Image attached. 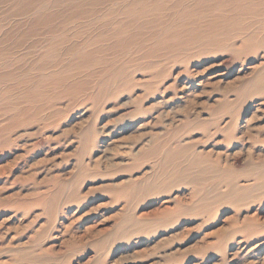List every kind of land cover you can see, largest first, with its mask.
<instances>
[{"label":"rangeland","instance_id":"obj_1","mask_svg":"<svg viewBox=\"0 0 264 264\" xmlns=\"http://www.w3.org/2000/svg\"><path fill=\"white\" fill-rule=\"evenodd\" d=\"M27 1L0 0V264H264V94L244 93L264 69V50L215 44L203 54L167 57L154 74L145 73L131 62L151 46L149 41L141 47L143 38L165 32L157 25L167 23L164 9L148 13L159 20L140 29L148 19L135 10L143 6L123 3L140 0L85 5L78 16L73 3L90 0H47L44 10L16 17ZM145 1L165 8L197 0ZM46 10L59 12L51 27L64 30L22 40L33 18ZM135 14L134 29L125 30ZM89 52L95 63L82 61ZM122 64L127 73L117 77L115 68ZM65 78L66 85L51 87V80ZM79 79L84 88L64 92ZM109 79L114 95L96 100L98 83ZM45 80L50 85L37 95L40 102L27 105L23 95ZM165 149L181 166L202 153L220 164L218 175H235L238 185L254 190L231 204L218 200L231 188L218 186V175L207 181L209 193L201 185L197 194L191 185H168ZM44 191L48 199L59 192L53 210L48 203L31 205ZM177 198L183 207L170 217ZM206 204L213 207L203 209ZM139 214L145 216L133 222Z\"/></svg>","mask_w":264,"mask_h":264},{"label":"bare ground","instance_id":"obj_2","mask_svg":"<svg viewBox=\"0 0 264 264\" xmlns=\"http://www.w3.org/2000/svg\"><path fill=\"white\" fill-rule=\"evenodd\" d=\"M64 1H66L67 4H68V0H64ZM55 2H59V1L58 0H55ZM105 2H106V0H90L87 4H83L82 3L83 4L82 5V4L77 3V1H76V3H73V8H75V10L77 11L78 14H76V16H78L79 14H81L83 12V10H85L84 9V6L85 5H87V6L88 5H97L98 6L100 4L103 5ZM107 2H108L107 5H110V6H113V2L120 3L119 0H107ZM46 3H47V0H28L22 6V8H21V12L22 13L16 15V17L22 16L23 14H27V15L30 14L28 16L26 15L27 17H30L33 13H35L37 11V9L39 10V8H40V9H43L44 10V7L47 8L46 7ZM123 3H125L126 7H131V8H133V6H134V8H136L137 7V4H141V6H143V9L135 10L137 14L143 15L144 17H146L148 19L145 25L144 24H141V28L140 29H142V28L145 29V27L147 28L148 25H152V22L151 21L156 22V21L159 20V19H157L155 17L154 14L151 15V17H150L148 15V13H150V12H152L154 10H157V11L158 10H162L163 11V9H164L165 12L168 13L167 16H164L167 19V23L161 22V23H158L157 24V25H160V26L165 27V32L163 34H153V35H151V36H149L147 38H143L140 41V44L141 43L147 44V42L151 41V43H150L151 46H148L147 45L145 48L140 49L139 52H138L137 59H135V60H133L131 62L133 64L140 65L142 71H144L145 73L154 74L153 71L157 70V68H159L160 66H162L159 62H161L163 59H165L167 57L173 56V55H175L177 53L179 55L180 52H183V51H184V56L187 57V58L191 55L190 54L191 52L203 54V53H206L208 51L214 50L215 49V47H214L215 44H217V46H219L220 48H227V49H230L231 51L238 50V47L247 48V49H251V50H258V49H263L264 50V0H206V1H203V0H199L198 1L197 0L196 2L193 1V3H191L189 5L186 4L187 1H180V2H176V3L170 4V5H168L165 8L162 7V5L159 8H157L156 6L149 4L145 0H140L139 3L138 2L126 3V1H124ZM49 4H51V3H49ZM49 4H47V5H49ZM52 6H54V5H52ZM48 9H49V7H48ZM131 11H132V9H131ZM106 12H107V10H106ZM129 12H130V10L127 11V12H123V14H125V16H126ZM58 13L59 12H57V10L55 12L52 11V10L50 12L46 10L45 13H41L42 15L41 14L36 15L37 18H33L34 20H32V22L30 23V25L24 31V35L26 37H24V35H23L22 40L25 39V41H26L27 39H30L31 37H33L35 35L36 36H41V33L42 32L44 33V35H48L49 33H52V32H59V30H61V29L64 30V28H61V26L60 27L59 26L58 27H55V26L51 27L55 22H57L56 20H58L57 18L60 16V15H58ZM60 13H63V12H60ZM171 13H173L172 16H171ZM139 15H136L135 14L133 16V18L131 20H129L124 25L125 30L134 29V26L136 25L135 24L136 23L135 17H138ZM60 21H61V19H60ZM66 23H67V21H66ZM55 24H57V23H55ZM64 24H65V22H64ZM64 24H61V25H64ZM9 25H11V24H9ZM43 28H45V31H43ZM135 28L138 29L139 27H135ZM166 28H167V31H166ZM89 36H87V37H89ZM119 36L120 35H117L114 38L116 39ZM92 37H95V36L93 35ZM99 37H97V39ZM100 38H102V37H100ZM133 38L130 39L129 41L132 42ZM90 39H92V38H90ZM238 40H240L239 43H238ZM122 44H129V43L123 42ZM21 45H23V44H21ZM13 47H14V45H13ZM141 47H144V46H142V44H141ZM146 48H148V50L145 53H143V51ZM23 49H21V50H23ZM77 50H78V48H77ZM99 50L100 49H98L97 51H99ZM9 51L10 50H8L7 53L10 54ZM12 51L13 50H11V52ZM16 51H18V50H16ZM40 51H42V50H40ZM26 53H28V52H26ZM43 56H45V55L43 54ZM45 57H48V56H45ZM81 59H82V61H86L87 63L94 62L93 61V59H94L93 52H89V53L83 54L82 57H81ZM5 60H8V59H5ZM43 61L44 60H41L40 62H43ZM5 65H7V64H5ZM263 66H264V64H263ZM55 67H57V65ZM12 68H14V67H11V69ZM64 69H65V67H64ZM126 69H127L126 68V64H122V67H116L115 68V75L117 77L120 76V75H126V73H127ZM54 71H56V70H54ZM6 72H7V70H6ZM35 72H36V70H35ZM258 72H259L258 74L256 72V75L253 78H251L248 81V83L246 84V86H245V90L246 91L244 93L246 95H248V96L249 95L252 96V95H256V94H260V95L261 94H264V69L263 70H259ZM12 73L15 74L14 72H12ZM157 73L161 74V72H157ZM11 74H9L10 76H8L7 78H9V77L11 78ZM99 74L101 75V73H99ZM16 75H17V73H16ZM24 75H25V73H24ZM37 75H39V74H37ZM74 76H76V75H74ZM54 77H56V76H54ZM70 77H71V75H70ZM91 77H93V76H91ZM74 78H76V77H74ZM47 79H48V77H47ZM155 79H158L156 77V75L154 76L153 80H155ZM15 80L16 79H14V81ZM48 80H45L46 82H41L40 84L36 85L33 88L34 90L32 89V91L34 93H26V94H24V92H23V94H24V95L22 94L23 95V99L26 100L25 97L28 96L27 97V100H29V101L26 100V104L27 105L28 104L31 105V104L39 103L40 100H39V97L37 95L41 94L42 91H45V88L48 85L51 84V87H52V84H58V83H63V84L66 85L68 83V81H69L68 78L59 79V80H55V81H52L51 80V83L49 84ZM153 80H152V82H153ZM113 82H114V80L110 81V79H109V80L104 81L102 83H101V81H100V83H98L99 84V89H97L96 92L94 93L95 94V97H96V100H98V101L99 100H102L101 96L108 94V92L111 95H114L113 92L110 90V87L111 86L109 87V85H112ZM7 85H9V84L7 83ZM85 85H86V82L79 79L78 81H74L71 85H69L66 88H64V92L65 93L73 94V93H76V92L80 91L82 88L85 87ZM4 86H6V84L3 85V86H1V87H4ZM19 86H20V84H19ZM150 86H151V84H149L148 86H146V88H150ZM7 87H9V86H7ZM24 89H26V88H24ZM18 90H17V92H18ZM59 90H60V88H59ZM59 92H61V91H59ZM9 93H10V90H9ZM19 93H20V91H19ZM47 93H48V91H47ZM55 93L57 94V92H55ZM70 94H68V95H70ZM19 95L21 96V94H19ZM12 96H13V94H12ZM105 97L109 98V96H105ZM105 97H103V100L105 99ZM190 97H192V96H190ZM190 97H188V99ZM15 98L16 97H14L13 100H15ZM2 100H4V99H2ZM190 101H192V100H190ZM49 102H51V101H47V103H49ZM52 103H55V101L52 102ZM94 104H96V103H94ZM17 105H19V104H17ZM27 107H30V106H27ZM136 107H138V105ZM34 109H36V108H34ZM12 110H14V109H12ZM43 110H44V108H43ZM38 111H40V110H38ZM11 112H14V111H11ZM5 113H6V111H5ZM29 113L28 114L25 113L23 116L29 117L28 116ZM11 115H13V114H11ZM30 116H31V114H30ZM34 116L35 115H33V117ZM15 117H12V120L11 121H17V118H15ZM31 118L32 117H30L29 119H31ZM13 125H15V124H11V126H13ZM228 126H229L228 130H229L231 128V123H229ZM218 129H219V127H218ZM89 130H90V132L88 134L90 135V137H93L95 135V130H93L92 128H90ZM181 131H183V130L181 129ZM170 135H171V133H170ZM86 138H87V136H86ZM180 145H182V144H180ZM84 147H85V145H84ZM184 148H186V146H184ZM178 149H179V147H178ZM171 151L172 150H169V149L166 150V156L163 157L164 158L163 159V161H164V167H166L165 168L166 170L164 171L163 174L166 175L165 172H168L169 173V171H170V174H168V177L167 178L165 177L166 178L165 179V183L168 184V185H172V184L175 183L174 185H178L177 187H179L180 185H184V184L191 185L193 187L195 193L198 192L197 189L199 190V188H200L199 186L201 185L202 186V192L205 191V192H208L209 193L211 187H209V189H208V187H207V181H210L214 177L215 178H218L217 175H218V169L220 167V164H218V165L214 164L212 162V158L206 157V156H204V154L201 153V156H197V155H196L197 157L194 156L195 157L194 160L190 161L189 163H186L185 162L187 164L186 166H183V165L181 166V165L178 164V161L174 157V156H177V155L174 154V153H172ZM186 151H187V149H186ZM193 151H194V149H193ZM195 153H197V152L195 151ZM173 154H174V156H173ZM191 157L189 156L190 159H191ZM153 162H154V160H153ZM180 163H181V161H180ZM154 164H155V162H154ZM172 164H174L175 167H172ZM158 167H159V165H157V168ZM218 176L220 177V181L218 183V186H220V184H227L229 187L231 186V188L228 190L227 193L222 194V195L219 196V199L218 200H220V199H223V200L232 199L231 204H239L241 202V200L244 201V199L246 197H248L251 194V192H253V190H254L253 187L252 188H249V186H243L242 187V186L238 185V183L234 180V178H236L235 175H233V177H231V178L229 177V175H225L226 177L225 176H220V175H218ZM152 182H153V180H152ZM151 185L152 184H150V186ZM168 185H166V186H168ZM218 186H217V184H215V189H216V187L218 188ZM55 190H56V188H55ZM42 193H43V195L41 197L37 198V200L33 204H31V205L42 206V205H47V203H48V206L50 205V210H53L54 207H55V205H56V201H57V199L59 197V192H57V194L51 196L49 199H48V196L46 195V191H44ZM64 194H66V193H64ZM124 195H128V193L127 194H124ZM234 196L236 198L233 199L232 197H234ZM127 197H131V195H128ZM69 198L71 199L73 197L71 196ZM180 199H181V197H180ZM205 199H206L205 197L202 198V200H205ZM176 202H177L178 206H177V208L174 209V212L172 213V215L170 214V217L176 216V215H178L181 212V208L183 206L180 205L181 202H180L179 198L176 199ZM20 206L23 208V207L28 206V204L21 203ZM210 207H213V206H211L209 204H206L205 206H203V209H206V208L208 209ZM40 213H41V211H40ZM137 216L138 217H137L136 220H134V219L131 218L133 220V222H135V223L137 221H139L142 216L144 217L145 215H140L139 214ZM252 230L253 229H251V231Z\"/></svg>","mask_w":264,"mask_h":264}]
</instances>
